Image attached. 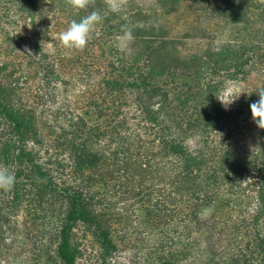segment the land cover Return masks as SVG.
<instances>
[{
  "label": "trees",
  "instance_id": "16d2710c",
  "mask_svg": "<svg viewBox=\"0 0 264 264\" xmlns=\"http://www.w3.org/2000/svg\"><path fill=\"white\" fill-rule=\"evenodd\" d=\"M260 88L262 0H0V264H264Z\"/></svg>",
  "mask_w": 264,
  "mask_h": 264
},
{
  "label": "clouds",
  "instance_id": "9594fccd",
  "mask_svg": "<svg viewBox=\"0 0 264 264\" xmlns=\"http://www.w3.org/2000/svg\"><path fill=\"white\" fill-rule=\"evenodd\" d=\"M95 0H67V3L76 10H86ZM264 2V0H262ZM103 22V17L98 11H92L81 20H73L66 30L59 33V40L63 47L70 50L83 51L89 44L92 34L98 25ZM122 42L130 45L134 41L132 31L125 27L122 29ZM244 92H230L224 100H219L227 109L230 107ZM259 96L258 101L251 103L250 110L253 122L259 129H264V88L256 92ZM15 174L5 166H0V190L11 191L15 185Z\"/></svg>",
  "mask_w": 264,
  "mask_h": 264
},
{
  "label": "rangeland",
  "instance_id": "374dc122",
  "mask_svg": "<svg viewBox=\"0 0 264 264\" xmlns=\"http://www.w3.org/2000/svg\"><path fill=\"white\" fill-rule=\"evenodd\" d=\"M110 7L115 9L120 7L124 4L126 0H107ZM240 89V85L232 83L227 86L226 91L223 94V98L225 99L226 96L230 92H238ZM78 91L77 86L68 85L66 89L62 91L63 100H65V103H72L73 99L75 98ZM131 257V252L128 249L121 250L116 254V256L109 261L108 264H128L129 258ZM98 259H96L95 256H92L91 253H86L84 258L78 263V264H99Z\"/></svg>",
  "mask_w": 264,
  "mask_h": 264
}]
</instances>
